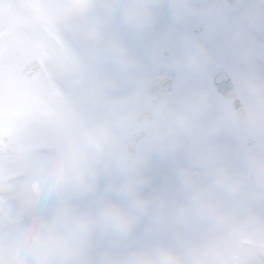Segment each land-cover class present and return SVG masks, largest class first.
<instances>
[{
  "label": "clouds",
  "instance_id": "clouds-1",
  "mask_svg": "<svg viewBox=\"0 0 264 264\" xmlns=\"http://www.w3.org/2000/svg\"><path fill=\"white\" fill-rule=\"evenodd\" d=\"M23 11L33 37L25 63L43 50V36L75 32L74 54L57 48L47 61L46 76L68 81L79 92L87 80L77 65L101 40L102 30L117 15L143 28L154 9L153 0H24ZM242 15L249 26L257 18L252 9ZM246 32L247 27L238 29L237 39ZM116 46L125 48L119 41ZM223 51L201 43L178 58L182 76L191 82L179 106L158 101L142 108L129 104V97H111L107 115L69 127L43 147L28 140L11 143L0 165V264H264V188H257L264 186V153L252 150L237 172L217 165L218 181L242 194L231 207L201 188L183 201L144 191L148 153L141 146L146 142H174V135L166 140L169 134L187 130L208 158L216 159L222 138L252 142L264 137V70H236L223 59ZM86 194L94 199L82 203ZM41 199L46 207L37 206ZM9 204L18 209L11 219ZM146 213L160 225L206 227L195 240L182 235L176 243L156 236L120 247Z\"/></svg>",
  "mask_w": 264,
  "mask_h": 264
},
{
  "label": "rangeland",
  "instance_id": "rangeland-1",
  "mask_svg": "<svg viewBox=\"0 0 264 264\" xmlns=\"http://www.w3.org/2000/svg\"><path fill=\"white\" fill-rule=\"evenodd\" d=\"M19 5V8H17V4ZM189 0H176V3H181L183 7L187 6ZM23 3L24 0H3L2 5H0V11L2 8H4V11L7 10L6 7L11 8L13 11H17V14L13 16V23L14 24H8V23H2L0 24V28H3V35L0 38V50L2 51V57L0 59V64L2 61H4L0 65V82H4L5 88L8 86L9 89L12 91L14 89V94L10 95L12 98H14L16 101L13 102L9 99H6V103L4 104L3 108L0 107V130L1 129H11V124L18 113H20L21 119L17 120L16 123V129L18 128V134L17 135H5L0 140L3 142V145L1 149H4L2 153H0V165H2L9 157L10 155V144L15 141H21V140H28L35 143V145L39 148L41 143H44L46 141V137L42 131L40 133L34 132V125L32 123H29L30 117L29 114L32 113L34 110L31 107V103L33 100L34 92L35 91H41L44 95H49L50 93H53V97L56 99H61L58 103L54 104L52 110L55 111V113L58 115V105L61 102H66L72 109L77 108L76 102L72 101V99H75V91L69 96L68 94V84L65 82H56L53 81L50 84H47L48 78L46 76L47 68L42 77H39L37 80H30V81H22L19 80V70L22 67L24 60L23 57L25 54L31 52V45L33 43V37L30 34V28H29V19L28 16L23 11ZM173 3V1H172ZM209 10L210 12L215 11V0L209 1ZM222 13H225V10L222 11ZM119 21H122L119 17V15L116 16ZM240 17H243V15H240ZM189 19L185 20L182 23L180 33H186L189 32ZM126 25L123 29H125ZM68 35V40L65 39V36ZM118 40L120 44L124 45V39L123 36L120 33H117ZM55 37L61 38L63 44L68 48L69 54H74L73 49L71 45L75 42L77 39L74 31L72 29H69L64 35H58L55 34ZM44 40V36L41 38ZM45 41V40H44ZM117 39L115 37H112L110 35H106L105 42L107 43L109 49L115 53L120 50L119 47L116 46ZM46 47V46H45ZM45 47L42 50L43 55H45L46 64L49 59V57L45 54ZM181 43L179 44V52H180ZM96 48V47H94ZM223 49H227V46H223ZM48 50V48L46 47ZM125 52V50H124ZM40 51V55L42 54ZM181 55V54H180ZM120 55L116 53V57H119ZM120 60L123 62H127L126 54L124 57L121 58H115V70L110 68L107 71L108 77L106 78L109 80V85L112 86L118 82L122 83H130L129 81H124L122 79L121 69H120ZM45 64V66H46ZM80 65H82V61H80L77 65V68H80ZM14 67L16 68V72L13 73ZM243 68H246L248 70H251L250 68L246 66H239L237 65L235 67L236 70H241ZM264 70V65H262V62L259 61L256 63V70L260 71ZM104 74V73H103ZM100 73L98 71H92L89 74V77L87 79V86L83 89V91L77 92V97L81 103L82 111L80 114H77L74 111H67L65 113L66 121L74 124L77 123L76 126L83 123L85 116L89 118L90 121L99 119L104 117L108 114V107L112 105V91L110 88L105 87L101 80H100ZM105 77V75H104ZM178 82V92L179 93H185L187 96L190 89H191V82L187 79L180 78L177 80ZM67 87V88H66ZM70 88L72 89V85L70 83ZM136 92H127L126 96L129 97V104H135L137 105V101L139 100L138 93ZM8 94L7 90L4 89L0 90V99L4 97V95ZM137 95V96H136ZM70 97L67 99V97ZM113 97H116L113 95ZM175 97H169L166 99L164 103L166 105L171 106H179L185 102V98H182V96H178L174 102H171L172 99ZM44 101V99H43ZM13 105L16 108V110H13ZM106 107V108H105ZM139 107V106H138ZM4 115V116H3ZM16 121V119H15ZM49 132L50 136H58L61 134V128L57 124L55 126V122L51 121V127L49 126ZM187 133L190 134L189 131L183 130V135H186ZM177 134H169V136L166 138V140L171 141L173 135L175 136L174 142H161L158 140L156 141L157 150L159 154L165 155V146L170 144H175ZM36 135V139L34 137ZM188 137V136H184ZM227 140H230L227 142ZM6 141V142H5ZM191 142V141H190ZM264 143V137H258V142L256 143V146H260ZM186 145V144H185ZM144 150V146H141ZM187 147V145H186ZM191 148H194L195 150H204L202 143L198 142H191ZM188 148V147H187ZM234 149H237L234 150ZM245 143L243 141H237L234 139V137H225L222 138L220 141V145L216 152V159H211L212 164V174L214 176H211L208 180H198L199 178L195 176L193 178V184L191 186L192 190L194 191L197 188H201L207 190V192L215 198L217 201L220 202V204L224 207L225 202V196L228 195V192L231 193L234 198L231 200H228V203L232 201L233 203L230 205V207L237 202L238 198L241 193L238 195H235V193L231 192L223 183L218 181L217 177L220 175L221 170L217 169V165L223 164L227 170L232 171V167L225 165V160H230V162H234V170L232 172H237L243 169L246 158L251 154V149L244 152L245 150ZM221 152V153H220ZM182 161V160H181ZM198 161H192L191 164L193 167L199 164ZM231 162V163H232ZM190 166V162L188 163L187 167L184 165H181L183 172H186L190 170L188 167ZM189 175L193 176V172H191ZM149 177H156L155 175H148ZM219 183H217V182ZM106 182V177L102 178L101 181V189L103 188V184ZM149 183V181L146 183V185ZM170 184L171 190L175 194L174 197L167 196L169 200L176 199L177 201H183L188 200L191 197L192 191H187L185 194H181L182 190L185 187L184 181L179 180H170L168 181ZM145 185V186H146ZM155 188L157 191H163V188H161L158 185H155ZM257 188H264V186H257ZM228 192H227V190ZM252 189H246V192L249 194H252ZM92 195L86 194V198L90 197ZM184 196V197H183ZM46 200H39L37 202L38 207H46L47 206ZM8 211H9V218H13L17 213L18 209L15 207V205L9 204L8 205ZM151 213L145 214L136 224L135 230L132 233L131 236H129L126 240H124L120 247H128L131 245L139 244L144 241L150 240L156 236H164L167 239L172 240L173 242L180 243L182 241V235H186L189 240H195L198 239L201 236V233L198 232V230L203 231L206 225H201L198 223H193L191 225L184 223H171L170 226H166L164 229L163 226L158 224L157 222L153 221ZM166 230V231H164ZM184 230V231H183ZM181 239V241H180ZM104 242V241H101Z\"/></svg>",
  "mask_w": 264,
  "mask_h": 264
},
{
  "label": "water",
  "instance_id": "water-1",
  "mask_svg": "<svg viewBox=\"0 0 264 264\" xmlns=\"http://www.w3.org/2000/svg\"><path fill=\"white\" fill-rule=\"evenodd\" d=\"M37 62L36 61H33L32 63L30 64H27L26 65V68H25V71H24V74H31L34 72V70L37 68Z\"/></svg>",
  "mask_w": 264,
  "mask_h": 264
}]
</instances>
